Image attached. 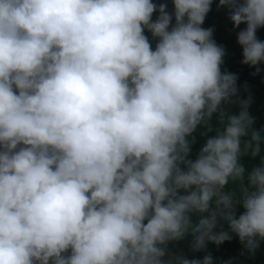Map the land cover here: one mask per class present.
<instances>
[{"label":"clouds","instance_id":"obj_1","mask_svg":"<svg viewBox=\"0 0 264 264\" xmlns=\"http://www.w3.org/2000/svg\"><path fill=\"white\" fill-rule=\"evenodd\" d=\"M172 3L0 0V264H213L167 245L191 236L202 250L234 233L254 252L264 240V156L240 163L260 154L264 129L248 100L224 108L237 76L201 27L212 0ZM219 5L246 24L241 62H264V0ZM200 127L214 134L189 159Z\"/></svg>","mask_w":264,"mask_h":264},{"label":"trees","instance_id":"obj_2","mask_svg":"<svg viewBox=\"0 0 264 264\" xmlns=\"http://www.w3.org/2000/svg\"><path fill=\"white\" fill-rule=\"evenodd\" d=\"M156 5H167L166 11L169 14L173 13L172 0H152ZM243 2V0H239ZM230 9L227 6L219 5V0H212L210 11L206 14L202 28H212V38L217 45L222 46L225 50L223 56V63L221 64L222 72L233 73L237 76L236 87L238 89L235 96L231 97L234 103L224 105L226 111L230 114H237L240 111V100H248V113L253 118V129H264V115L262 111L264 108V62H260L256 66H250L242 63V46L237 42V33L246 28L245 23H241L239 26H233L232 21L229 19ZM158 12L152 14V20L154 21ZM172 23H175L174 17ZM144 35L148 38L153 49L157 38H153L151 33L145 29ZM257 39L264 41V26H260L256 30ZM260 71L257 72L256 68ZM260 96V97H258ZM213 129L218 127V122L215 117L211 121ZM214 132H208L205 127L198 128L193 134L194 141L191 144V149L187 158L195 159L199 149L204 143L206 135H212ZM242 142L249 139V137H242ZM264 156V143H261V152L259 155L253 157L250 152L240 157V163L245 167L246 171H250L253 167L260 165V158ZM183 167V165H181ZM246 183V181H245ZM228 190H237L238 184L232 182L225 188ZM182 194V193H181ZM244 211L242 206L237 204L236 215L238 216ZM204 215H207L206 213ZM193 223L199 219V214H191ZM228 231L227 222L218 219L217 226L214 231ZM232 238L226 240L217 245L213 242H207L206 246L202 250H193L191 248V236H185L183 239L177 241H171L167 245L169 255L183 256L188 259H202L205 255H211L213 264H225V262H231V264H264V240H261L259 246L254 252H249L245 249L244 245L240 242L239 238L230 233ZM168 257L166 256L165 259Z\"/></svg>","mask_w":264,"mask_h":264},{"label":"rangeland","instance_id":"obj_3","mask_svg":"<svg viewBox=\"0 0 264 264\" xmlns=\"http://www.w3.org/2000/svg\"><path fill=\"white\" fill-rule=\"evenodd\" d=\"M258 97H260V96H258ZM262 115H264V108H263V111H262ZM264 117V116H263Z\"/></svg>","mask_w":264,"mask_h":264}]
</instances>
